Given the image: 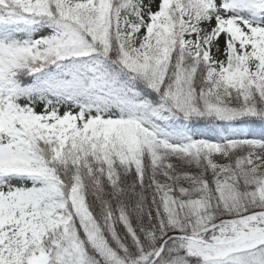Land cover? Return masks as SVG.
Masks as SVG:
<instances>
[{"label":"snow or ice","instance_id":"snow-or-ice-1","mask_svg":"<svg viewBox=\"0 0 264 264\" xmlns=\"http://www.w3.org/2000/svg\"><path fill=\"white\" fill-rule=\"evenodd\" d=\"M0 264H264V0H0Z\"/></svg>","mask_w":264,"mask_h":264}]
</instances>
